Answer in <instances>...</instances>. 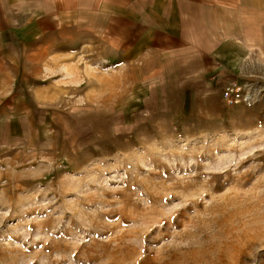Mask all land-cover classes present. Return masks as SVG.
<instances>
[{"label": "rangeland", "instance_id": "374dc122", "mask_svg": "<svg viewBox=\"0 0 264 264\" xmlns=\"http://www.w3.org/2000/svg\"><path fill=\"white\" fill-rule=\"evenodd\" d=\"M32 61L17 94L40 119ZM227 87L221 132L119 116L96 136L75 108L58 106L77 123L58 121L52 139L45 130L10 139L0 151V264H264V72Z\"/></svg>", "mask_w": 264, "mask_h": 264}, {"label": "crops", "instance_id": "0c3cea01", "mask_svg": "<svg viewBox=\"0 0 264 264\" xmlns=\"http://www.w3.org/2000/svg\"><path fill=\"white\" fill-rule=\"evenodd\" d=\"M32 60L40 119L17 94ZM261 69L264 0H0V151L77 123L58 106L75 108L94 135L119 116L221 132L223 89Z\"/></svg>", "mask_w": 264, "mask_h": 264}, {"label": "built area", "instance_id": "2783aa9c", "mask_svg": "<svg viewBox=\"0 0 264 264\" xmlns=\"http://www.w3.org/2000/svg\"><path fill=\"white\" fill-rule=\"evenodd\" d=\"M243 89H246L247 90V96L249 95V93H248V91L250 90V86H245V87H243ZM227 90V91H226ZM225 91H224V99H225V101H228L229 100V97H231L232 98V96H233V94H235L236 92H235V86H233V87H227V89H226ZM253 92V91H252ZM253 95H254V93H253ZM228 99V100H227Z\"/></svg>", "mask_w": 264, "mask_h": 264}]
</instances>
